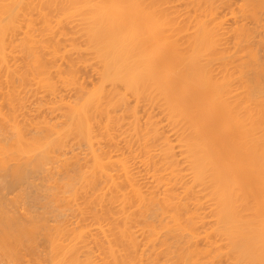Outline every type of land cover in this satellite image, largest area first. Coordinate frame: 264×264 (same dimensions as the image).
I'll return each instance as SVG.
<instances>
[{"label": "bare ground", "instance_id": "6f19581e", "mask_svg": "<svg viewBox=\"0 0 264 264\" xmlns=\"http://www.w3.org/2000/svg\"><path fill=\"white\" fill-rule=\"evenodd\" d=\"M6 160L2 264H264V0H0Z\"/></svg>", "mask_w": 264, "mask_h": 264}, {"label": "rangeland", "instance_id": "374dc122", "mask_svg": "<svg viewBox=\"0 0 264 264\" xmlns=\"http://www.w3.org/2000/svg\"><path fill=\"white\" fill-rule=\"evenodd\" d=\"M223 10H224V9H223ZM223 10H222V11H223ZM225 11H226V9L223 11V13H224ZM225 13H226V12H225ZM31 100H33V99H31ZM34 100H35V99H34ZM29 101H30V100H29ZM31 103H33V102H31ZM28 105H31V104L28 103ZM31 106H32V105H31ZM20 119H23V118L20 116ZM6 161H7V160H6ZM9 161L12 162L13 160H9ZM10 162L7 161V162H6L7 164L5 163V165H4L3 167H2V166H0V167H1V168H5V167H8V166H9L8 168H11V163H10ZM13 162H15V161H13ZM14 164H15V163H14ZM13 166H14V165H13ZM13 166H12V167H13ZM1 170H2V169H1ZM1 170H0V173H5V175H6V171H2V172H1ZM4 170H5V169H4ZM138 170H139V169H138ZM142 171H143V170H142ZM142 171H141V172H142ZM140 174H141V173H140ZM144 174H145V172H144ZM144 174H142V176H146V175H144ZM2 175H3V174H2ZM5 175H4L3 178H2L4 181L1 182L0 184L4 183V182L6 181L5 179L10 178V176H7V175L5 176ZM0 176H1V175H0ZM1 177H2V176H1ZM7 177H8V178H7ZM33 178H35V180H33V179L31 178L32 180H31V179H30V180L28 179L27 182L32 181L33 183H35V181H37V182H36L37 184H39V183H40V184L43 183V181H41V179H42L41 177H33ZM2 179H1L0 181H2ZM10 179H11V178H10ZM10 179H9V180H10ZM144 179H145V178H144ZM42 180H43V179H42ZM27 182H24V183H27ZM32 182H29L30 186H31V184L33 185ZM5 183L7 184L8 181L5 182ZM5 183H4L3 185H1L2 189H1V187H0V190H1V191H0V194H2V193H4V194H8L7 197H8L9 199L7 200V198H6V200L10 203V206L12 205L13 207H17V208L21 209L20 211H22L23 209H27L26 207L29 208L30 206H32V208L38 209L39 211H43V208H42V207H43V204H42L41 201H38V202H41V203H36V202H35L34 204H32L31 202H29L30 200L28 201V199H29V197H28V196H29L28 193L25 194L24 191L21 190V187H20V186H19L20 189H19L18 186L15 187V185H14V187H13V185H11L12 182L10 181V183L6 185V186L8 187V188H7V187L5 186ZM36 183H35V184H36ZM37 184H36V185H37ZM10 185H11L12 187H11ZM33 186H34V185H33ZM5 187H6V188H5ZM3 188H4V189H3ZM29 188H30V187H29ZM3 190H4V192H2ZM19 190L23 191L22 193H23L24 195L21 194V192H20ZM4 194L0 195V197L2 196V197L4 198V196H5ZM26 195H27V197H26ZM5 197H6V196H5ZM29 203H30V204H29ZM31 204H32V205H31ZM35 204H36V205H35ZM40 204L42 205V207L40 206ZM34 205H35V206H34ZM39 206H40V207H39ZM38 207H39L40 209L42 208V210H40ZM30 208H31V207H30ZM23 211H24V210H23ZM70 216H71V215H70ZM70 219H72V216L70 217ZM0 260H1L0 262L4 261L1 257H0ZM5 262H6V263H4V262H3V263H4V264H8L7 261H5ZM0 264H2V263H0ZM11 264H12V263H11Z\"/></svg>", "mask_w": 264, "mask_h": 264}]
</instances>
